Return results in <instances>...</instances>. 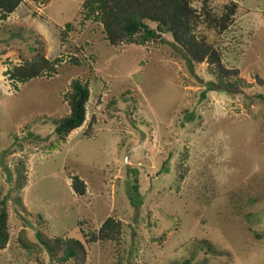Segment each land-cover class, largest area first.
<instances>
[{
	"label": "rangeland",
	"instance_id": "374dc122",
	"mask_svg": "<svg viewBox=\"0 0 264 264\" xmlns=\"http://www.w3.org/2000/svg\"><path fill=\"white\" fill-rule=\"evenodd\" d=\"M229 1L209 0L216 12ZM234 1L228 28L207 29L249 83L229 92L207 89V63L191 68L168 33L110 44L83 0H21L0 18V195L18 191L23 159L28 210L23 219L7 201L0 264H56L37 231L80 239L84 264H264V0ZM39 41L46 57L59 56L56 71L15 88L7 69ZM76 77L90 85L86 118L58 140L43 119L68 112ZM108 215L122 220L120 238L87 240Z\"/></svg>",
	"mask_w": 264,
	"mask_h": 264
},
{
	"label": "trees",
	"instance_id": "16d2710c",
	"mask_svg": "<svg viewBox=\"0 0 264 264\" xmlns=\"http://www.w3.org/2000/svg\"><path fill=\"white\" fill-rule=\"evenodd\" d=\"M195 0H83L82 7L87 18H95L102 24L105 38L110 44L121 42L146 43L162 39L168 33L172 37V48L180 54L193 68L196 63L205 61L212 77L205 82L207 89L223 91H239L244 87L245 79L239 75V69L227 67L220 50L209 39L207 29L213 28L220 34L232 22L237 3L234 0L223 3L221 10L216 12L209 0H201L199 8L192 5ZM21 0H0V18L6 19ZM59 56L49 59L44 55V45L41 41L35 46L30 58L13 64L7 69L8 78L14 87L18 82L56 71ZM71 61L78 62L72 56ZM260 80V79H259ZM260 83L263 81L260 80ZM90 95V85L87 80L76 77L70 82L69 89L64 93L68 104V112L56 117L43 119L51 124L52 131L58 140H64L71 130L79 127L86 118V103ZM262 97H264L263 94ZM94 116L88 120L87 131L93 127ZM33 131L30 132L32 134ZM54 145V144H51ZM15 194L0 195V249L5 247L10 238L9 213L7 201L11 198L16 204L19 215L25 219L27 208L22 201L19 190L26 184L25 164L19 158L15 163ZM71 186L79 194L86 191V183L78 174H72ZM24 211V212H22ZM41 218L40 214H37ZM123 222L114 215H108L96 230L84 233L87 240L98 239L118 240L121 236ZM40 241L46 247L50 257L56 264H84L86 246L76 237L47 236L41 231L36 232ZM25 246L30 243L21 238ZM119 259L116 264H122ZM129 264H134L130 262ZM181 264H193L189 258H184Z\"/></svg>",
	"mask_w": 264,
	"mask_h": 264
}]
</instances>
